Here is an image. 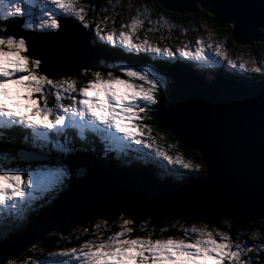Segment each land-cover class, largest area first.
Listing matches in <instances>:
<instances>
[{
  "label": "snow or ice",
  "instance_id": "snow-or-ice-1",
  "mask_svg": "<svg viewBox=\"0 0 264 264\" xmlns=\"http://www.w3.org/2000/svg\"><path fill=\"white\" fill-rule=\"evenodd\" d=\"M89 11H94V6L82 0H0V20H20L22 29L39 38H54L69 22L78 23L82 29L94 32L104 46L110 45L129 54L171 59L178 52L179 57L188 61L212 66L218 60H227L230 67L247 71L244 63L237 65L228 59L220 44L214 46L211 36L207 45L204 39H197L195 51L186 43L175 52L170 47L161 48L150 43L147 35L141 39L137 33L146 21L151 23L147 7L138 9L128 23L120 25L119 31L113 26L107 32L104 29L109 17L89 22L86 18ZM111 23L115 25L114 17ZM155 30L154 26L147 28L148 32ZM31 47L27 37L0 31V147L7 144L11 132H21L25 133L26 147L31 149L20 152L24 161L46 160L56 149L69 156L72 149L49 145L51 140L67 137L69 131L75 129L82 141L86 134L102 138L106 152L136 145L138 151L147 150L141 152L142 156L154 155L157 162H166L161 166L168 171L201 170L200 165L193 166L181 156H173L158 147L151 127L143 123L145 118H150V106L158 104V93L164 87L162 78L156 73L128 65L107 71L83 68L77 76L88 79L78 87L77 77L50 78L49 61L31 52ZM206 49H214V55L208 54ZM47 55L55 69L60 58L56 53ZM260 70L251 69L253 72ZM67 178L68 168L64 164H41L38 170L0 166V245L7 243L13 228L27 218L37 194L62 190ZM118 219L120 222L114 225L118 230L111 235H103V231L109 229L107 220L101 219L94 229L83 227L76 234V240L80 241L77 246L62 247L55 254L56 258L34 259L31 264H45L46 261L50 264H264V240L249 246L240 239L243 232L236 233L234 243L227 231L193 224L190 228L181 227L183 238L153 239L154 229L148 236H134L136 229L132 225L135 221L125 219L124 214ZM224 224L230 226L231 221H224ZM139 230L147 231L146 224H141ZM85 236L92 238L84 239ZM259 236V231L254 232L251 240L257 241ZM59 240L68 238L60 235Z\"/></svg>",
  "mask_w": 264,
  "mask_h": 264
},
{
  "label": "water",
  "instance_id": "water-1",
  "mask_svg": "<svg viewBox=\"0 0 264 264\" xmlns=\"http://www.w3.org/2000/svg\"><path fill=\"white\" fill-rule=\"evenodd\" d=\"M160 1L178 14L193 13L199 5L209 9L218 27L234 24L232 34L239 45L264 41V0ZM7 31L27 37L30 51L49 61L50 78L73 76L102 58L89 30L78 23L69 22L54 38H39L21 27ZM48 53L60 58L55 69ZM168 74L173 85L168 106L157 113V125L200 155L206 176L160 180L147 166L100 163L85 176H74L52 205L0 245V264L18 259L51 232L120 213L135 220L146 217L156 225L168 219H225L237 229L264 220V79L235 81L182 69Z\"/></svg>",
  "mask_w": 264,
  "mask_h": 264
},
{
  "label": "trees",
  "instance_id": "trees-1",
  "mask_svg": "<svg viewBox=\"0 0 264 264\" xmlns=\"http://www.w3.org/2000/svg\"><path fill=\"white\" fill-rule=\"evenodd\" d=\"M86 3L92 4L95 2H100V1H104V0H84ZM125 1H134V0H125ZM143 2L152 7L153 9L156 10V12H161V13H166V14H170V16L173 19H177L179 15H177L175 12H166L163 8L162 5H160L159 0H143ZM103 5H100V7ZM202 8V9H199ZM196 7V10L193 13H184V16H182L181 18L183 19H187V20H191V21H205L207 23L211 22L214 25V29L217 30L216 32L219 33L222 36H226L227 37V47L230 51L235 50L236 48H238V45L235 42V39L233 37V34L231 33V28H218L217 27V23H215L213 21V15H209L207 13V11L209 9L203 8V7ZM210 12V11H209ZM211 13V12H210ZM212 14V13H211ZM99 16L101 17L102 14H99ZM22 21L20 20H16V21H8L5 22L3 20H0V31H4V30H8L11 27H20ZM186 22V21H185ZM189 22V21H188ZM91 37H92V43L93 45H95L97 47V49L100 50L101 52V59L99 61V63L89 69V70H103V71H107L111 68H113L114 64H125L128 66H132L133 68H148V69H153L156 73H158L159 75L162 76L163 78V82H164V87L162 88V90L158 93V104L154 105L151 108V111L149 112L150 116H151V120L148 121V124H150L155 131L152 133V135L154 137H156V143L157 146L162 148L165 152H167L168 154H171L173 156L177 155V153L182 154L185 159H192L194 161V163L198 164L201 166V170L198 171V176H195L194 174H190L188 175L186 179H191V178H203L206 176V169L204 167V165H202L201 163V158L200 155L196 152V151H189L183 148V145L178 142L176 140L175 137H173L170 132H166V131H162L158 125H157V121H156V115L157 113L164 107L168 106V93L169 90L171 88V86L173 85V80L170 78L168 72L170 70H175V69H183V70H187V71H193V72H197V73H205L204 69H200L199 66H196L194 62L192 61H188L185 60L181 57H179L176 53L175 56L171 59H169L167 56H161V57H153L151 55H146V54H129L126 53L120 49H113L111 48V46H104L103 42L100 41L97 37H95L93 32H90ZM256 44V43H254ZM253 50L255 52H257V50H264V41H261L259 43H257ZM224 67V65H223ZM223 67H217L215 69H212V72H218V73H224V70H226ZM80 72V71H79ZM77 72L75 75H73V77H77L78 79V87L81 86L84 82L87 81L88 77L86 76H77V74L79 73ZM228 76L231 77H235L238 78L240 75L237 72H229ZM68 101H65V103H67ZM77 134V130L75 129H71L69 131V135L67 137L64 136H59L56 137L55 139L51 140V144L49 145V147H51L52 145H60V146H66L70 149H72V154L69 156H64L62 154H60V149H56L54 151H52L49 156H48V160L49 163H60V164H64L67 166L68 168V172L71 173V178L74 177L76 175L77 172L83 173L82 175H86L88 172H90L94 167H96L99 163H111V164H115L118 166H148L149 168L153 169L155 171V175L158 179L160 180H170V179H174V177L171 175L169 176V174H166L165 176H160V174L158 172H160V170H163L164 167L160 168L157 163H153V161L145 159L147 157H144L141 155V152H147L146 149L144 150H137V147L135 145H131L129 148L127 149H123V150H116V149H112L109 151H104V143L102 138L94 136L92 134H86V138L85 140H80L79 135H75ZM27 145V141L25 140V133H21V132H11L10 135L7 136V144L4 145L3 147H0V166H6L9 168H28V169H34L35 167H37L38 165H40V163L42 164V162L40 161H33V162H26L20 159V152L22 150H26L28 149L26 147ZM171 145V147H170ZM177 149L179 150V152H177ZM31 150V149H29ZM7 158H12L11 161H7ZM142 162H146V164H143ZM169 168L171 166H168ZM196 172L195 170L192 172L194 173ZM80 178V177H78ZM71 179H68L66 184L67 188L71 185ZM58 193V192H57ZM54 194L55 196H60L61 194L64 193H58V194ZM57 196V198H58ZM56 198V197H55ZM52 201L54 200H50L48 201L49 204L52 203ZM48 204V205H49ZM46 205V206H48ZM44 206L43 208H39L36 211L32 212L31 214L29 213L27 215V218L24 219L22 222L18 223L15 226L14 232H17L19 230H21L24 227H27L29 225V223H31L32 220L36 219V216H38L46 207ZM125 214H129L130 217L133 218V216L130 213H125ZM118 214H115L112 218L117 217ZM134 219V218H133ZM148 218L146 217H142L141 220H146ZM135 220V219H134ZM140 220V221H141ZM172 220V219H170ZM184 220H188V221H195V222H205L207 223V225L209 226H215L218 225L220 223L219 219H215V220H207L204 218H200V219H184ZM169 221V219L167 220ZM165 221V222H167ZM229 221V220H228ZM151 225H156L154 220H151ZM165 222H163L161 225H163ZM135 223H139V220H136ZM257 224H259V227L256 226ZM160 225V226H161ZM231 226L232 229L230 230L232 236H234V233L237 231L234 226V224L231 222ZM76 227V226H73ZM71 227V228H73ZM253 227H258L260 229V233H261V237L262 239H264V231H261L262 229H264V220H260L256 223L250 224L248 226V228H253ZM68 228V229H71ZM68 229L62 231V232H51L46 236V240L45 241H39L36 242L34 244H32L31 246H29L28 248H26L24 254L19 257L18 259H12L9 261H6L3 264H7V263H11L15 260H18L19 262H22L25 260V255H27L28 252L33 251V249L35 248L36 250H38L39 248L42 249L45 254L50 253V252H56L58 250L61 249L60 245L52 242V235L53 234H58V233H66L68 231ZM260 237V239H261ZM235 238V236L233 237ZM237 239V237H236ZM261 239V240H262ZM256 243V242H255ZM45 264H47L45 262Z\"/></svg>",
  "mask_w": 264,
  "mask_h": 264
},
{
  "label": "rangeland",
  "instance_id": "rangeland-1",
  "mask_svg": "<svg viewBox=\"0 0 264 264\" xmlns=\"http://www.w3.org/2000/svg\"><path fill=\"white\" fill-rule=\"evenodd\" d=\"M82 2H85V1L82 0ZM159 3H160V5L163 6V3L160 0H159ZM91 5L94 6V11L88 12V15L86 18L89 20V22H92V20L94 18L96 20H100V19H103V17H105V16L109 17L108 26H107V28L104 29L105 32L110 30L113 26L117 29V31H119L120 25L122 23H124V24L128 23L130 18L136 15V12L138 9H143L144 7H147L149 20L151 21V23L146 21L144 28L141 29L137 33V36H139L141 39H143V37L145 35H147L150 43H152L156 46H159L161 48L170 47L175 52V50L177 48H183L186 43L189 45L190 50L195 51V47H196L195 41L197 39H204L205 45H207V43L209 42L208 37L211 36V43L214 46L216 44H220L224 48V50L227 52L228 59L234 61L237 65H239L240 63H244L247 71H244V70L239 69V68L234 69V68L230 67L227 63V60H223V61L218 60L212 66H208L204 62H196L193 60L192 62H194L196 66H199L200 69H215L221 65H224V67L222 66L224 69L226 67L227 70H231V71L235 70L237 73L243 74L245 76H255V75L256 76H262V75H264V68L261 67L262 65H264V50H259V51L257 50V52H255L253 50V48L257 43L254 42L256 44L252 43L251 46H243V45H239L236 43L238 45V48H236L233 51H230L227 47V42H228L227 37L222 36L219 33H217L216 32L217 30L214 29V25L212 22L210 24V23H207L203 20H201L199 22L196 20L191 21V20L183 19L181 17L184 16V14H178L174 10L168 11L164 8L165 6H163V8L166 12H170V13L175 12L177 15H179L177 19H173L170 16V14L156 12L155 9L146 5L143 2V0H134V1L104 0V1L92 3ZM100 5H103V6L100 7ZM113 5H115L114 8H113ZM199 7H202V6L200 5V6H198V8ZM203 8H205V7H203ZM102 9H107V11H103ZM199 9H202V8H199ZM185 13L189 14V12H185ZM207 13L209 15H213V18L215 17V15L212 12H211L212 14L209 11H207ZM99 14H102V16L100 17ZM113 17L115 19V25H113L111 23V19ZM165 20L167 21V23H165ZM153 26L155 27L156 30L153 32H148L147 28L153 27ZM218 28H220V27H218ZM222 28H231V33H233L234 24L228 23V24L224 25L223 27H221V29ZM261 33L264 36V28H261ZM206 50H207L208 54L214 55V49H206ZM175 53L179 56L178 52H175ZM120 65H125V64H121V63L114 64L113 68L118 67ZM253 67L260 68L261 70L253 72V71H251V69ZM142 69L156 73L153 69H148V68H142ZM156 74L162 78L161 75H159L158 73H156ZM201 74H205V73H201ZM122 78H124V77H122ZM162 82H163V78H162ZM163 84H164V82H163ZM152 109H153V107H152ZM148 116H150L149 113H148ZM150 118H151V116H150ZM150 118H145L143 120V123L150 126L152 129V133H153L155 131V129L150 124H148V121L151 120ZM26 150H29V149H26ZM177 152H179L178 149H177ZM177 155L181 156V158L184 159L185 162H189L193 166L197 165L196 163H194V161L192 159H189V158L185 159V157L179 153H177ZM11 159L12 158H10V159L7 158L6 160L10 162ZM145 159L151 160V161H153V163H157L158 166L159 165H166V162H164V161L157 162L158 158H156L154 155L147 157ZM21 160H23V159H21ZM40 162H42V164H48L49 166L60 164V163H49L48 159H46V160L42 159ZM142 163L146 164V162H142ZM40 165H41V163H40ZM159 167L162 168L161 166H159ZM38 168H39V165L37 167H35L34 169H31V170H38ZM193 171H194V169L185 173L184 170L168 171L167 169L164 168L163 170H160V172H158V173L162 177L165 176L166 174H169V176L172 175L174 177V180L182 182L190 174H194L195 176H198V171L192 173ZM82 174L83 173L77 172L76 176L82 177V176H84ZM68 179H72L70 172H68L67 180ZM67 180L65 181V184H64L62 190H58L55 192H49V193H42V194L38 193L37 199L35 200L34 204L32 205V210L30 211V214L32 212L36 211L37 209L48 205L49 204L48 201L54 200L55 197L58 196V195L57 196L54 195L57 192L61 193L63 191H67L70 188V186L67 188V185H68V184H66ZM121 214H124L125 219L134 220L132 217H130L129 214L127 215L125 213H120L115 218L103 219V220H107V222H108L107 228L109 229V230L103 231V235L105 237L111 235L112 233H114L115 231L118 230L116 227H114V225L118 224L120 222L118 217ZM99 220H101V218H93L90 222H87L82 226H76V227H73L71 229H68V231L66 233L53 234L52 235V239H53L52 242L59 244L61 249H62V247L70 248V247L77 246L80 243V241L76 240V238H75L76 234H78L83 227H89L90 230L94 229L95 223L99 222ZM219 220H220V223L218 225H215V226H209L205 222H195V221H188V220H184V219H172V220L165 222L161 226L160 225H151L150 219L141 220V221L139 220V223H134L132 225V227L134 229H136V231H134L133 235L134 236H148L149 233H151L154 229L155 232L152 235L153 239H156V238L166 239L169 237L183 238V233L180 231L181 227H189L190 228L193 224H195L198 226H207V228L209 230L227 231L229 233V235L231 236L234 243L237 241V239H236V237H237L236 233L237 232H243L244 233V236H241L240 239H241V241L248 243L249 246H253V245L257 244L259 242V240L262 239L261 233H260V236L258 237L257 241L251 240V236L254 232H257V231L260 232V229L258 228L259 224L256 225L258 227H253L250 229L248 228V226L243 227V229H241V230L234 228L237 231L234 233L235 238H233L234 236H232V234L230 232V230L232 229V226L231 225L228 226V225L224 224V221H228V220H225V219H219ZM134 221H136V220H134ZM141 224H146L147 231H140L139 230ZM170 224L173 225L172 228H168V225H170ZM103 227H105V226L102 225V228ZM14 229H15V227L13 228L12 233L14 232ZM162 229H167V230L162 231ZM60 235L67 237L68 240L60 241L59 240ZM260 237H261V239H260ZM90 238H92V237L91 236H85L84 237V239H90ZM262 240H264V239H262ZM69 241H72V242H69ZM60 250H58L56 252H50V253L45 254V252L39 248L35 252H33V251L28 252L27 255L24 256L25 257L24 261L19 262L18 260H15V261H13L11 263H7V264H31V262L34 259H36V260L53 259V258H56L55 254L57 252H59ZM262 251H264V249H262ZM256 258L259 259V253H257ZM46 263L50 264V261H46Z\"/></svg>",
  "mask_w": 264,
  "mask_h": 264
},
{
  "label": "bare ground",
  "instance_id": "bare-ground-1",
  "mask_svg": "<svg viewBox=\"0 0 264 264\" xmlns=\"http://www.w3.org/2000/svg\"><path fill=\"white\" fill-rule=\"evenodd\" d=\"M232 80L238 81V78L233 77ZM157 121V120H156Z\"/></svg>",
  "mask_w": 264,
  "mask_h": 264
}]
</instances>
